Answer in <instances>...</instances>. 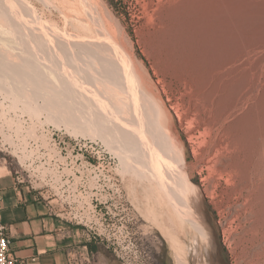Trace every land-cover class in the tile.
I'll use <instances>...</instances> for the list:
<instances>
[{"label": "rangeland", "instance_id": "rangeland-1", "mask_svg": "<svg viewBox=\"0 0 264 264\" xmlns=\"http://www.w3.org/2000/svg\"><path fill=\"white\" fill-rule=\"evenodd\" d=\"M180 90L204 91L212 115L240 98L241 195L199 171ZM1 172L125 264H264V0H0ZM195 195L218 258L182 215Z\"/></svg>", "mask_w": 264, "mask_h": 264}, {"label": "crops", "instance_id": "crops-1", "mask_svg": "<svg viewBox=\"0 0 264 264\" xmlns=\"http://www.w3.org/2000/svg\"><path fill=\"white\" fill-rule=\"evenodd\" d=\"M49 204L40 193L19 188L14 177L0 173V222L26 264H125L108 243L58 217Z\"/></svg>", "mask_w": 264, "mask_h": 264}, {"label": "bare ground", "instance_id": "bare-ground-1", "mask_svg": "<svg viewBox=\"0 0 264 264\" xmlns=\"http://www.w3.org/2000/svg\"><path fill=\"white\" fill-rule=\"evenodd\" d=\"M189 84L191 86V83ZM197 85L199 88L200 84L198 83ZM195 86H193V88ZM187 89H190L189 86ZM188 92H191V89ZM192 92L193 93H189L188 97H185L184 93L180 90V92L176 94L178 96H175L171 100L170 107L174 109V113L180 124V128L186 133L188 142L192 145H195L196 149H194V152H196V150H199V147L201 145L204 147L203 156L201 157L202 162L199 165L200 166L199 171H201V168L206 167L208 170L217 171L220 174L225 172L227 179H231L230 183H232L233 193L241 195L242 192L247 188L246 185L248 182V179H247L248 169H245L244 167H242L241 159L238 156H241L242 150L244 153H248L250 151V147L252 146V142H253L252 137H251V131L249 132V137H251V139L246 138L244 135L234 136L235 133H233V129H236L239 125V117L237 113V108L239 104H242L241 100L240 98H238L234 103H231V105H229L228 107L226 108L221 107V109L219 110L216 109L217 113L212 115L211 110H210L212 106L211 105L212 102L206 99V94L204 93V91L203 92L192 91ZM205 92L207 93V90ZM195 95H197V98H193V96ZM243 102H245V100ZM249 113H252V112L248 111V115H247V117L249 118L248 122H250L251 120L249 117L250 116ZM170 119L172 120L173 118L170 117ZM221 121L225 122V125H222L221 129L218 130V125ZM251 123L249 124L247 123V124L250 125ZM241 125L243 126V123ZM169 127H170V132L177 139H180L181 136L173 120L169 123ZM183 149H184V144L182 143L181 171L183 172L182 176L184 178V183L189 187V191L192 189L195 190V188L191 185V183H189L188 167H187V164L184 158ZM180 180H182L181 176H180ZM184 189L177 190L180 195V198H183L182 196L185 191ZM197 193L199 195L200 192H197ZM247 196H248V201L251 202L252 196L250 192L247 194ZM200 198L199 199L196 198V195H195V199L197 203V210L199 213H195L196 215H194L193 213H182V215L183 216L185 215L186 219L190 222L191 226L198 232L201 239H203L205 242H208V245L210 246L211 249H213V252L218 258L219 249L216 245V242H213V230L211 231V228L208 225L209 223L208 218L206 214L203 212V208L201 206L202 204L200 203ZM182 211L183 210L181 208V212ZM176 257H177L178 264H187L185 258H183L182 255L178 251H176Z\"/></svg>", "mask_w": 264, "mask_h": 264}, {"label": "built area", "instance_id": "built-area-1", "mask_svg": "<svg viewBox=\"0 0 264 264\" xmlns=\"http://www.w3.org/2000/svg\"><path fill=\"white\" fill-rule=\"evenodd\" d=\"M1 212V208H0ZM31 260H35L34 257ZM0 264H26L12 249V242L5 225L0 222Z\"/></svg>", "mask_w": 264, "mask_h": 264}]
</instances>
